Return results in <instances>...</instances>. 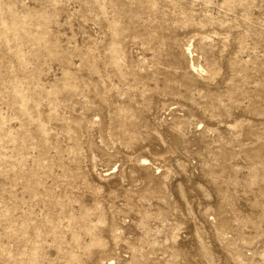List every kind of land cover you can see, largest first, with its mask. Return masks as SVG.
Instances as JSON below:
<instances>
[{
    "label": "rangeland",
    "instance_id": "374dc122",
    "mask_svg": "<svg viewBox=\"0 0 264 264\" xmlns=\"http://www.w3.org/2000/svg\"><path fill=\"white\" fill-rule=\"evenodd\" d=\"M0 264H264V0H0Z\"/></svg>",
    "mask_w": 264,
    "mask_h": 264
}]
</instances>
